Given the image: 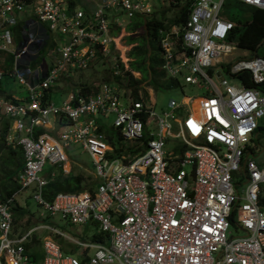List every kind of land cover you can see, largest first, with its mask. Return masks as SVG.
Here are the masks:
<instances>
[{
  "label": "built area",
  "instance_id": "2783aa9c",
  "mask_svg": "<svg viewBox=\"0 0 264 264\" xmlns=\"http://www.w3.org/2000/svg\"><path fill=\"white\" fill-rule=\"evenodd\" d=\"M239 1L264 9V0ZM222 4L191 0L181 22L158 28L159 67L180 86L187 83L201 93L170 98L156 112L155 102L123 94L106 80L93 90L76 86L58 104L42 101L43 89L62 74L109 55L115 36L110 22L121 26L134 12L150 13L148 0H99L88 11L69 0H0V51L11 52L14 61L0 68V80L15 74L25 85L21 99L0 92V114L9 118L5 140L22 153L18 189L0 201V264H264V202L259 200L264 166L254 158L252 139L264 116V53L232 56L236 46L227 38L233 22L220 14ZM12 40L14 48L8 46ZM47 44L48 60L41 54ZM112 59V72L118 73L120 60ZM196 97L199 112L193 114L185 103ZM109 113L119 138L145 136L143 148L115 150L102 128ZM50 116L65 120L58 138L38 131ZM167 136L178 139L175 150L165 148ZM71 142L89 154L96 183L45 200L42 166L46 160L64 162V146ZM239 169L241 190V180H234ZM24 188L49 215L72 224L89 222L95 231L88 239L47 224L13 232L10 203ZM230 224L241 233L232 235ZM38 227L73 242L78 252L47 234L40 238L38 262L25 246Z\"/></svg>",
  "mask_w": 264,
  "mask_h": 264
},
{
  "label": "rangeland",
  "instance_id": "374dc122",
  "mask_svg": "<svg viewBox=\"0 0 264 264\" xmlns=\"http://www.w3.org/2000/svg\"><path fill=\"white\" fill-rule=\"evenodd\" d=\"M98 1L99 0H75L74 2L78 4V6L80 7H86L89 9L93 5H95V3ZM148 1L153 5V7H155V9H157L155 10L157 14L161 10H163L165 17L171 16L175 8L178 7L177 4L182 2V0H148ZM226 3L229 5L225 6L224 12L225 13L232 12L239 18L240 20L239 30H241L243 22L250 18V12L248 8L246 6H239L237 3L234 2L229 3V1H226L225 4ZM121 16L125 17V14L121 12ZM121 21L124 22V18ZM122 22L119 30L115 33L114 40L112 42L113 44L110 47L111 52L109 55L95 59L84 69L69 70L66 74H62L57 84L49 89L50 100L54 104L60 103L62 98L65 97L67 90L73 89L75 86H81V87L88 86L90 90H93L96 87V85L103 80H106L107 82L110 81L112 84H116V85L119 84L118 85L120 87L119 91L122 92L123 94H127L128 89L124 87V84L126 82L124 69L128 68L129 57L126 55V53L128 51V48L130 47V43H127L125 40V36L129 32L124 30ZM171 25L169 26V29L171 28ZM48 31L50 32V34H55V31H51L49 29ZM136 32L141 33L143 32V29L137 28ZM16 44L17 42L12 40L8 46L14 48ZM46 46L49 47L50 45L47 44L45 45L44 48L42 47L41 54L45 56L46 60H48L49 57L46 56L45 54V50L46 48H48ZM252 52L259 55L263 54L264 41H261L254 48V50H246L239 47H235L232 56L234 58L241 56H250ZM113 56L119 58V60L123 63V68L122 70L120 69L118 73L112 72ZM13 65H14V61L11 52L0 51V68L2 69L10 68ZM30 65H32V63H30ZM131 73L134 77H140V73L136 70H132ZM29 75L30 74L25 73V78L27 79ZM222 75L225 76L230 83L237 84V79H235V77H232L225 72H223ZM139 85L142 87L138 89V93L141 94V96L145 97L147 100H149L151 103L154 104L155 102L154 109L156 112H159L160 109L165 107L170 98L178 100L182 96V94L197 95L201 93V89L191 86L190 84L187 83H184L182 85V88L177 86L176 88L166 89L159 93H155L151 87L147 86L144 83V81L140 82ZM142 88L146 90L147 92L146 96L143 95ZM0 89L4 92L5 91L10 92L14 97H21L25 93V85L18 80V77L15 74L11 76L3 75V77L0 80ZM191 106L192 103L190 101L187 104L185 103L186 109H191ZM193 111L194 109L192 106V113ZM110 117H111V113H109L108 117L105 118V122H108V119ZM259 122L260 125H262V127L254 140L257 143L256 144L254 143V145L253 144L252 145L254 150V158L256 162L258 163V165L264 166V116H262L259 119ZM55 123L56 122H54L53 127H50V129L53 132V135L57 134L58 130L60 129V127H58ZM55 137L58 138V136ZM129 141L132 140H126V142ZM137 144H139V142H136L134 146ZM178 144H179L178 139L173 136H167L165 139L166 149L175 150ZM64 151L70 163L64 161L61 163V167L64 170L70 169L74 172L80 171L88 179H92L93 174L91 172V166L89 165V156L87 152L82 150L77 143H72V142L68 143L67 146L64 147ZM2 156L3 155L0 153V157H1L0 161L2 160ZM51 167H53L52 164L48 160H46L42 166L41 171H46L48 168ZM183 167L186 170L188 169V165L186 164ZM239 179L241 180V182L237 184V187L239 190H241L245 184L244 182H242L244 180V177L241 169H239L237 174L234 176L235 181H238ZM261 189H262L261 192L264 194V182H261ZM13 200H15L18 204L22 205L23 208H25L26 212H31V214H27L25 212L26 214L24 213L20 218H18L15 222H13V226H12L13 232H17V233L23 232L24 230H26L29 227H32L35 224H47L50 226H54L56 229L61 230L65 234L72 236L74 238L88 239L90 237V234L93 231H95L94 225L90 224L89 222L85 224H72L66 221L58 214L49 215L47 211L41 205L37 204V202L31 196L30 188H24L18 190L15 193ZM24 221L26 225L25 223L22 224ZM21 226L24 228H21ZM228 230L232 235L241 233V230H239L237 227H234L232 224L229 225ZM33 233L36 234L37 237L39 238L38 239L39 243L36 246L37 249L36 254H37L38 262L40 261L42 255V246H41L40 238L47 234L57 239L61 243H63V245H65L66 247H71L72 250L74 249L73 251L75 253L78 252V248L76 244L68 241L66 238L62 237L61 235L58 234L56 235L53 231L49 230L46 227H38L33 231ZM33 245H34L33 243L30 244V246Z\"/></svg>",
  "mask_w": 264,
  "mask_h": 264
},
{
  "label": "trees",
  "instance_id": "16d2710c",
  "mask_svg": "<svg viewBox=\"0 0 264 264\" xmlns=\"http://www.w3.org/2000/svg\"><path fill=\"white\" fill-rule=\"evenodd\" d=\"M74 1L75 0H69V3L73 4L75 3ZM190 2L191 0H182L181 3L177 4L178 7L175 8L173 14L168 17H165L163 10H161L157 14V12L155 11L157 9L153 7V10L148 14L134 12L124 20V30L129 32L125 36V40L127 43H130V47L128 48V51L126 53L129 59L128 68L124 69V74L126 77L124 87L128 89L127 94L132 98H139L138 89L142 87L139 85V83L142 81H144L147 86L151 87L155 93H159L170 88H176L178 85H180L179 81L176 78L165 76L164 72L159 67L160 56L158 45V28L168 27L171 23L181 22L185 18L186 9ZM238 5L246 6L239 2ZM246 7L249 8L250 18L243 22L241 30H239L240 20L234 16H230V19H232L234 22L232 31L236 32L234 37L235 42L238 46L254 50V48L258 45V43L261 41L262 36L264 35V9L250 6ZM82 8H84L85 11H88V8ZM110 23V32L112 34H115L119 30L120 25L115 24V22L113 21H111ZM137 28H142L143 32L137 33ZM122 68V62L119 61V69L122 70ZM131 70L138 71L140 73V77H134L131 73ZM82 87L87 90L89 89L88 86ZM49 89L50 88H45L43 90V102L49 100ZM142 92L144 96L147 95L146 90L143 88ZM5 96L11 98L12 100H15V97H13L12 94H9L8 92L5 93ZM8 124V118L0 115V153H2V155L4 154V156H2V160L0 161V201L5 200L18 189V183L15 179V171L17 166L22 164L21 151L18 153L20 159L16 164L15 158L12 155L13 148L5 144V136ZM261 127L262 125H259L256 128V135L259 133ZM42 130V127L38 128V131ZM103 130L105 131L107 136H109L110 141L113 145L117 144L120 146H115V150L117 151L122 146H124L126 150H129L132 146H134L136 142H139V144L137 145L141 148H143L145 144V136H142L141 140L124 142L119 138L114 128H103ZM256 135L253 136V141L255 140ZM254 143L256 144L257 142L254 141ZM58 166L56 168L57 172L55 173V175L47 179L46 182L41 186V194L45 200H51L54 193L60 190L80 191L85 187L89 189L91 188L90 184L93 183V179L87 180V182L81 184V180L84 177L82 173H73L71 170L67 173H63L61 170V166ZM259 200L264 202V194L261 192V190L259 192ZM10 210L13 215L12 222H15L26 212L25 208H23L22 205H19L15 200H13V202L10 204ZM26 213L31 214V212ZM24 223L25 221L22 224ZM24 227L21 226V228ZM37 240V238L32 236L29 242H25V246L28 247L31 243H36ZM31 255L36 258V254H34V252H31Z\"/></svg>",
  "mask_w": 264,
  "mask_h": 264
},
{
  "label": "crops",
  "instance_id": "0c3cea01",
  "mask_svg": "<svg viewBox=\"0 0 264 264\" xmlns=\"http://www.w3.org/2000/svg\"><path fill=\"white\" fill-rule=\"evenodd\" d=\"M226 1H229V3H232V2H234V3H237L238 4V2L239 3H242V4H244V5H246V6H250V7H254V6H251V5H249V4H247V3H244V2H242V1H239V0H223V4H222V6H221V10H220V14L222 15V16H224L225 18H227V19H229V20H231L232 22H233V20L232 19H230V16H234V17H236L237 19H239L234 13H225L224 12V10H225V6L227 5H229V4H225V2ZM94 6V5H93ZM93 6L91 7V8H89V9H87V10H90V9H92L93 8ZM240 6V5H239ZM256 8V7H255ZM260 9H262V8H260ZM248 10H249V8H248ZM233 26H234V22H233ZM233 29V28H232ZM13 30H14V32H18L19 31V26H14L13 27ZM235 31H232V30H230V33H229V35H228V38H227V40L229 39L230 40V42L231 43H233V44H235V46L236 47H239V48H242V49H246V50H250V49H247V48H244V47H240V46H238L237 45V43L235 42ZM2 69V68H1ZM5 69H7V68H5ZM5 69H3V70H5ZM8 76V75H7ZM59 81V80H58ZM57 81V82H58ZM57 82L55 83V84H53L52 86H54V85H56L57 84ZM183 85V84H182ZM52 86H50V87H48V88H51ZM179 87H181L182 88V86H180V85H178ZM76 87V86H75ZM45 89V88H44ZM43 89V90H44ZM88 90H90V88L88 89ZM68 91V90H67ZM0 92L2 93V94H5V93H7L6 91L4 92V91H2L1 89H0ZM9 94H11L10 92H8ZM14 97V96H13ZM24 97V95L23 96H21V97H15V99H21V98H23ZM49 99H50V93H49ZM0 115H3V114H0ZM3 116H5V115H3ZM6 117V116H5ZM108 117V116H107ZM8 118V117H7ZM58 116H50L49 117V123H48V125L47 126H45V127H42L43 128V130L42 131H47V132H49V133H51L52 135H53V132H52V130L50 129V127H53L54 126V122H56L55 124L58 126V127H60V129L62 128V125L63 124H65L64 122H65V120L63 119V117H62V119L60 120V122H58ZM8 120H9V118H8ZM53 120V121H52ZM63 122V124H61ZM111 121H110V118L108 119V122H103V125H102V128H112V126L109 124ZM8 126H9V124H8ZM8 128V127H7ZM40 128V127H39ZM59 129V130H60ZM58 130V131H59ZM255 135H256V129H255ZM254 135V136H255ZM54 136H58V133L57 134H55ZM111 142V141H110ZM5 144L6 145H8V146H10V147H12L13 148V151H12V155L14 156V158H15V162H16V164L18 163V160L20 159V156L18 155V153L21 151V148H20V146L18 145V144H16V143H12V142H7L6 140H5ZM79 145V144H78ZM80 146V145H79ZM114 147L116 146V144L115 145H113ZM65 147V146H64ZM80 148L82 149V150H84L81 146H80ZM85 151V150H84ZM87 152V151H86ZM64 153H65V151H64ZM2 154V153H1ZM88 154V153H87ZM3 156H4V154H3ZM21 156H22V153H21ZM65 156H66V154H65ZM88 156H89V154H88ZM1 158V157H0ZM65 161H67V162H69L70 163V161L68 160V158L66 157L65 158ZM72 162V161H71ZM58 165H60L61 166V162L60 163H55V164H52V166L53 167H51V168H48L46 171H41V175L47 180V179H49V178H51V177H53L54 175H55V173L57 172V166ZM89 165L91 166V172H92V174H93V176H92V179H93V183H91L90 185H91V188H93L94 187V185H95V183H96V178H95V174H94V169H93V164H92V162H91V159H90V157H89ZM19 166H21V165H18L17 166V168H16V171L20 168ZM59 167V166H58ZM61 170H62V172L64 173V172H69L70 171V169L69 170H64L62 167H61ZM16 171H15V173H16ZM72 171V170H71ZM73 173H75L74 171H72ZM77 172H80V171H77ZM80 173H82V172H80ZM83 174V173H82ZM83 179L81 180V184H83L84 182H87V181H85V180H90V179H88L84 174H83ZM95 181V182H94ZM90 188V189H91ZM87 189H89V188H83L82 190H87ZM82 190H80V191H82ZM60 191H63V190H60ZM261 191H262V189H261ZM58 192V191H57ZM69 192H78V191H69ZM56 193V192H55ZM2 201V200H1ZM12 202H13V200H12ZM11 202V203H12ZM10 203V204H11ZM20 205V204H19ZM94 232V231H93ZM32 236L33 237H35V238H37V239H39L38 237H37V235L36 234H32ZM39 240H37V242L35 243H33L34 245L33 246H28V251H29V253L31 254V252H34V254H36V246H37V244L39 243L38 242ZM62 246H64L63 245V243H62ZM36 256V258L35 259H37V254L35 255ZM42 256V255H41Z\"/></svg>",
  "mask_w": 264,
  "mask_h": 264
},
{
  "label": "bare ground",
  "instance_id": "6f19581e",
  "mask_svg": "<svg viewBox=\"0 0 264 264\" xmlns=\"http://www.w3.org/2000/svg\"><path fill=\"white\" fill-rule=\"evenodd\" d=\"M192 106L194 109L193 114H197L199 112L198 98L197 97L192 100ZM192 106H191V108H192Z\"/></svg>",
  "mask_w": 264,
  "mask_h": 264
}]
</instances>
